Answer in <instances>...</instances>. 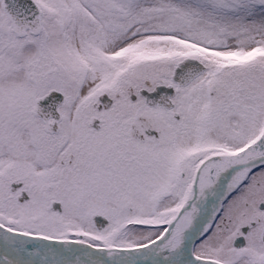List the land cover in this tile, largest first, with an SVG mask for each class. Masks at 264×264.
Instances as JSON below:
<instances>
[{
	"label": "snow or ice",
	"instance_id": "snow-or-ice-1",
	"mask_svg": "<svg viewBox=\"0 0 264 264\" xmlns=\"http://www.w3.org/2000/svg\"><path fill=\"white\" fill-rule=\"evenodd\" d=\"M0 264H264V0H0Z\"/></svg>",
	"mask_w": 264,
	"mask_h": 264
}]
</instances>
